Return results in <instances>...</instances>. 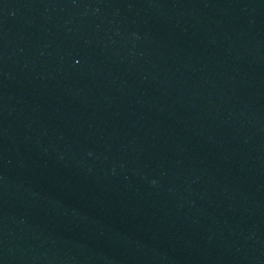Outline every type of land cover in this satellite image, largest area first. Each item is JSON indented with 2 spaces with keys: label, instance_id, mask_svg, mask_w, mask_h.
<instances>
[{
  "label": "water",
  "instance_id": "95a60500",
  "mask_svg": "<svg viewBox=\"0 0 264 264\" xmlns=\"http://www.w3.org/2000/svg\"><path fill=\"white\" fill-rule=\"evenodd\" d=\"M0 264H264V0H0Z\"/></svg>",
  "mask_w": 264,
  "mask_h": 264
}]
</instances>
